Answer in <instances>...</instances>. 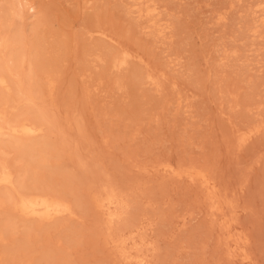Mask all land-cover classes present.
<instances>
[{"label":"rangeland","instance_id":"rangeland-1","mask_svg":"<svg viewBox=\"0 0 264 264\" xmlns=\"http://www.w3.org/2000/svg\"><path fill=\"white\" fill-rule=\"evenodd\" d=\"M35 1L61 54L56 85L40 104L52 119L45 139L56 159L27 181L62 187L78 216L28 235L18 218L3 232L13 216L1 204L0 264H264V128L250 132L264 119V0ZM143 6L158 9L140 16ZM248 22L257 30L247 33ZM95 44L130 59L116 69L94 63L87 51ZM141 69L160 85L136 81ZM161 163L204 169L231 203L225 215L210 207L201 181ZM101 183L124 192L121 232L129 245L150 242L143 255L151 263L105 243L107 224L90 193ZM229 219L233 234L248 239L249 261L225 244L220 222Z\"/></svg>","mask_w":264,"mask_h":264},{"label":"bare ground","instance_id":"bare-ground-1","mask_svg":"<svg viewBox=\"0 0 264 264\" xmlns=\"http://www.w3.org/2000/svg\"><path fill=\"white\" fill-rule=\"evenodd\" d=\"M143 8L140 10V16L144 12L147 14L154 13L158 9L154 6L153 8L143 6ZM126 10L129 14H133L134 10L127 8ZM135 12L137 11L135 10ZM43 14L41 6L35 0H0V205L8 204L7 206L12 210H10L11 216H13L9 220L7 219L8 221L5 222L4 227L2 226L3 232L9 231L8 228L11 227L12 230H15L18 225L16 226L14 221L15 219L17 221L18 218L24 219L25 222L22 221L23 225H26L24 232L26 233L27 230L28 235L32 228L35 230L37 226H41L44 222V224L51 222L53 224L49 223L51 227H59L62 224L56 222L57 220L62 223L64 217L71 219V217L78 216L74 199L62 187L30 186L27 181L31 176L43 175V170L54 164L56 159V156L49 150V141L45 139L48 132H50L52 119L46 110L40 107V104L47 98L48 93L46 94V92H52L56 85V67L61 49L55 45L54 41L47 38L45 30L49 24H47V19ZM154 15L150 16L154 17ZM253 25L250 23L245 29L247 33L256 29V25L254 27ZM103 45L95 44L87 51V56L94 63H102L101 65L106 63L115 69L121 68V66L124 67V64L128 63L131 55L128 51L126 52L125 49V51L120 49L113 51L111 48L107 50L108 47L106 46L105 49ZM145 71L146 69H141L136 72L137 79L135 80L145 83L156 81L160 85L158 77L155 76L156 74ZM57 79L59 80V78ZM43 89L46 90H44L45 93H43ZM51 101H53L51 102L53 105L57 104H54V101H56L54 98ZM20 104L26 105L27 108L14 114V109ZM69 121L71 120L67 119V122ZM255 124L250 130L254 134L264 128V119ZM247 138L248 135L246 134L240 140L243 142ZM12 152L15 153L14 161L10 160L9 156ZM158 167H161L160 170L174 175H183V177L186 175L192 181L195 179L201 181L202 183L199 184L204 185L205 190H207V196H209L207 202L210 203V207L218 211L219 214L222 213V210L224 212V204H228L226 194L224 193L225 196L220 195L221 190L217 187L218 184L204 169L195 166H189L188 168L176 167L172 163H161ZM218 190L220 191L218 192ZM90 193L92 194V206L100 213L107 224L108 232L104 233L105 243L111 242L115 251L123 254V256L126 255L127 258L136 259L137 263H149L151 260L148 257H151V255H143V247L145 248L150 242L145 240L142 244H139L133 238L132 245H129L127 238H124L121 232L120 225L124 221L125 211L129 206L124 192L111 184L101 183L96 190H92ZM220 196L224 198L221 199ZM217 197H220V199L218 200ZM228 205H231V203ZM59 218H62V220ZM26 221L31 223L28 222V224ZM220 224L224 233L227 234L225 242L227 248L229 250L231 248L232 250L239 249L242 252L241 258L249 261L252 257L249 252L245 251L247 249L245 245H248L246 240L248 239L244 240L245 237L243 238L235 232L236 235L233 234L230 219L224 220ZM1 238L2 234L0 233ZM149 245L151 246V244ZM236 254L239 253L236 252Z\"/></svg>","mask_w":264,"mask_h":264}]
</instances>
